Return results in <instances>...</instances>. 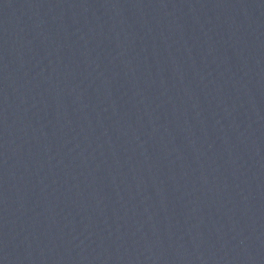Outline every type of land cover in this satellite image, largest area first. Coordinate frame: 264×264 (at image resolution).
<instances>
[{
    "label": "water",
    "instance_id": "1",
    "mask_svg": "<svg viewBox=\"0 0 264 264\" xmlns=\"http://www.w3.org/2000/svg\"><path fill=\"white\" fill-rule=\"evenodd\" d=\"M0 264H264V0H0Z\"/></svg>",
    "mask_w": 264,
    "mask_h": 264
}]
</instances>
